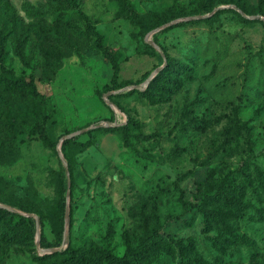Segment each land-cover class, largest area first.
Returning a JSON list of instances; mask_svg holds the SVG:
<instances>
[{
  "label": "rangeland",
  "instance_id": "374dc122",
  "mask_svg": "<svg viewBox=\"0 0 264 264\" xmlns=\"http://www.w3.org/2000/svg\"><path fill=\"white\" fill-rule=\"evenodd\" d=\"M128 1L134 14L120 0L0 6V75L32 76L38 92L0 91V203L43 224L38 248L35 217L31 237L0 227V264L57 261L39 259L53 244L120 255L153 229L164 243L146 264H264V20L239 11L264 15V0H211L224 10L205 20L187 18L210 12L201 0ZM169 60L174 85L145 95ZM107 121L63 139L66 196L60 139Z\"/></svg>",
  "mask_w": 264,
  "mask_h": 264
},
{
  "label": "trees",
  "instance_id": "16d2710c",
  "mask_svg": "<svg viewBox=\"0 0 264 264\" xmlns=\"http://www.w3.org/2000/svg\"><path fill=\"white\" fill-rule=\"evenodd\" d=\"M4 0H0V6L3 4ZM121 4L125 7V9L130 13L134 14V11L131 9V5L128 0H120ZM211 0H201V4L205 11H211L210 8ZM224 9H217L218 11H222ZM216 13V11H214ZM215 13H212L210 16H214ZM206 17V16H205ZM203 18V17H200ZM198 19V18H197ZM203 18L202 20H205ZM166 22V21H164ZM158 23V25L162 24ZM88 31L95 35L96 45L99 46L100 49L104 52L105 56L110 59L112 67H113V76L117 75L118 72V64L115 58L108 52L107 48L102 44V35L98 33L92 26H87ZM15 52L19 57H23L22 46L18 41L15 45ZM182 71L180 64L177 61L169 60L168 63L161 69L156 75L152 77V79L148 82L146 88L142 91L145 95L150 96L153 94V90L157 88H162L164 90H169L171 85H174L176 81V77H173L172 72ZM104 89L107 90V86H104ZM0 91L3 93H26L31 95H38L37 90L33 84L32 76H29L28 79L16 78L11 76H3L0 75ZM128 122L130 121V116L127 117ZM76 138L73 137L70 141H75ZM67 140L62 141L61 151L63 156L67 158L66 153V144ZM6 204H10L8 201L1 200ZM236 201V200H235ZM237 202V201H236ZM65 202L62 201L59 215V227H58V235L61 236L64 230V218H63V210H64ZM12 205V204H11ZM23 211H30L29 209L19 206ZM202 212L208 216H215V212L207 211L204 208H201ZM30 223V225H28ZM42 227V221L39 222ZM33 225L31 223V218L27 215L21 214L17 211L10 210L8 208L0 206V227L5 232V236L15 238L20 232H22L23 228L28 230V234L32 236ZM27 233V232H26ZM41 240L45 241L44 236L41 235ZM174 244L180 247L179 241L173 239ZM164 243V238L159 234L156 229H153L149 234L145 236V239L140 242L138 245L131 247L127 245L122 252V254H116L108 247L96 248L94 250L73 247L68 244L64 249H62L63 256L61 259L57 261H45L39 264H146V260L152 256L157 249L158 246ZM51 245V244H50ZM53 244L52 246H54ZM53 252L44 253L39 256L40 258H45L51 256Z\"/></svg>",
  "mask_w": 264,
  "mask_h": 264
},
{
  "label": "water",
  "instance_id": "95a60500",
  "mask_svg": "<svg viewBox=\"0 0 264 264\" xmlns=\"http://www.w3.org/2000/svg\"><path fill=\"white\" fill-rule=\"evenodd\" d=\"M222 6H215L209 13H205V14H199V15H191L187 18H200V17H205V16H208L210 15L211 13H213L214 11H216L217 9L221 8ZM240 13L244 16H247V17H250V18H259V19H263L264 20V15H261V14H254V15H247L245 12L239 10ZM186 18V19H187ZM171 21H169L168 23H170ZM152 32V31H150ZM156 47H158L157 45H155ZM163 65H159L157 66L152 72L151 74L148 76V78L146 79V82L149 81V79H151L155 73L162 67ZM114 91H109V93H113ZM112 104V102H109ZM115 123L114 122H111V121H107L105 123L103 122H98V123H92V124H89V125H86L84 127H80L79 129L77 130H74L72 132H70L69 134L67 135H64L60 141H59V144L57 146V149L59 151V156L61 157V159L63 160V163H64V166H65V171H66V182H67V185H66V196H68L69 194V191H70V188H69V174H68V167H67V162L63 156V153L61 151V148H60V145H61V142L64 138H69V137H72L74 135H77V134H80L84 131H87L89 129H92V128H95V127H99V126H104V125H114ZM0 206L2 207H5V208H8L10 210H14V211H17L21 214H24V215H27V216H33L35 217V228H36V247L38 248L39 247V227H40V224H39V221L38 219L36 218V215L34 213H26V212H23L21 210H18L14 207H11V206H8V205H5V204H2L0 203ZM63 218H64V230H63V236L64 238L66 237V234H67V230H66V226H67V221H68V208H67V203L65 204V210H64V214H63ZM64 248L63 244H60L58 246H53V247H50L47 249V252H53V251H56V250H62Z\"/></svg>",
  "mask_w": 264,
  "mask_h": 264
}]
</instances>
